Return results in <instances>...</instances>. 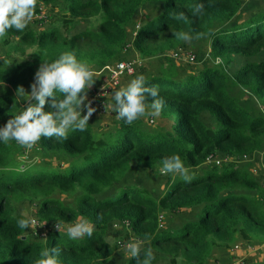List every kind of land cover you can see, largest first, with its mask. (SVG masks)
Instances as JSON below:
<instances>
[{
	"label": "trees",
	"instance_id": "obj_1",
	"mask_svg": "<svg viewBox=\"0 0 264 264\" xmlns=\"http://www.w3.org/2000/svg\"><path fill=\"white\" fill-rule=\"evenodd\" d=\"M36 1L45 6L59 2ZM63 1L68 8L59 25L9 29L0 36L10 51L29 56L8 63L0 55V123L22 111L17 88L30 87L41 64L61 53L72 52L94 73L123 61L128 27L147 6L132 41L138 55L147 60L166 55L183 43L175 34L189 32L208 41L209 58L194 71L178 70L166 59L158 73L145 77L144 87H155L158 93H145L146 103L162 102L155 117L165 126L143 125L149 108L132 124L116 115L113 128L104 134L97 135L88 124L65 138L41 137L42 165L22 164L15 141L0 143V264H35L45 249H57L60 264H120L111 260L114 248L106 240L112 222L127 224L138 240L148 243L126 264H141L146 249L169 264H208L215 245L263 239L264 194H253L261 191L258 179L241 168L206 161L216 154L251 156L264 148V6L243 15L241 0ZM77 18L95 19L98 27L77 30ZM245 93L255 100L253 110L239 101ZM88 96L89 89L85 103ZM114 105L116 113L119 105ZM44 111H50L48 103ZM205 115L213 125L202 120ZM172 154L181 157L187 180L178 174L169 177L158 197L129 182L134 168L160 170L163 158ZM65 158L73 161L66 169L53 167ZM57 193L75 195L74 205L63 204ZM30 200L39 201L37 216L49 226L43 240L16 224L24 218L15 212L16 205ZM192 212V218L161 227L163 216ZM83 219L93 225L91 236L73 240L56 228L57 223L72 225ZM252 264H264V259Z\"/></svg>",
	"mask_w": 264,
	"mask_h": 264
},
{
	"label": "rangeland",
	"instance_id": "obj_2",
	"mask_svg": "<svg viewBox=\"0 0 264 264\" xmlns=\"http://www.w3.org/2000/svg\"><path fill=\"white\" fill-rule=\"evenodd\" d=\"M241 1L243 3V15H246L249 9L264 6V0ZM67 8V3H65L63 0H59L58 3L53 4L51 6H45L43 4H39L36 1L33 19L26 26V29L42 30L53 25H59L62 21L63 14L65 13V11H67ZM147 10H149L148 6L146 8L140 9L138 15L128 27L129 39L127 45L123 50V54L120 60L137 59L139 65L134 75L127 77L123 76L121 78L120 85L128 84V82L134 79L138 74H143L146 77L150 73H158L160 71V67L165 63L166 59H171L178 70L188 69V71H194L199 69L203 62L205 63L206 60L209 58L210 45L208 41L198 39L189 32L186 33L189 35L190 39L188 41H183V43L179 45V48L166 53V55L158 56L148 60L138 55L132 46V41L137 30L140 18ZM76 21L77 22L75 23V27L77 30L96 29L98 27V21L95 19L88 20L83 18H77ZM31 52L32 51H28V55ZM175 52L180 53V58H174L172 56ZM0 55H3L8 60V63H12L15 61H23L29 58V56L21 57L18 54H15L13 50L10 51V48L4 46L1 41ZM216 64H219V62H217ZM216 64L215 66H217ZM103 72L104 70L102 69L94 74L93 85L89 88L88 97H90V95L100 87L102 89L103 82L106 84V74L105 77H103ZM119 88L120 86L114 90H111L108 94H104L103 92L98 91L93 95L92 100L94 101H97L99 97H107L105 113L102 114V110L100 113V105L94 104L93 109H95V111L89 118L88 124L93 127L97 135L109 132L117 121L114 105L115 100L113 95L115 91H117ZM24 90L26 94H29L31 88L26 87L24 88ZM2 92H4V88L0 85V93ZM238 98L239 101L243 103V105H245L249 109H254L256 105L255 100L251 98L248 93H245L244 96L239 95ZM27 100V96H23L20 98L22 108H24L26 104L29 103L26 102ZM97 109H99V111ZM150 113L151 112H148L143 117V125L147 129H152V127L158 128L159 126L167 125L165 121L156 118ZM83 114L84 113L82 112V115ZM202 120L206 124L213 125L212 119L206 115L202 117ZM4 124L6 123L1 122L0 127H2ZM38 142L31 149H25L24 147L20 146V161H22V164H46L45 160L42 159L43 156L40 153ZM212 160L213 161L211 163H206V165L217 167L234 166L247 171L250 175L258 179L261 184V191L253 192V194H264V148L251 156L228 157L216 154L212 157ZM72 162L73 161H70V159L65 158L60 162H53V167L66 169L70 164H72ZM169 177H173V175L170 173H161L160 170H150L144 172L137 168H134L130 174L129 182L131 184H134L136 182L138 184H141L143 187L148 188L153 193V195H157L156 197H158L163 193ZM75 197V195H67L63 193H57L55 195V198H58L63 204L69 206L74 205ZM38 203V200L25 201L22 204L16 205L15 212L19 215H21L22 211L28 212V214L35 220V223L31 227H29V236L34 239L43 240L47 237L49 226L45 223H42L37 216ZM192 216L193 212L186 214H175L173 216H163L160 220V224L161 227H165L167 224L177 225L181 219H189L192 218ZM69 226L71 225L63 224L62 229L66 230ZM106 240L114 248V255L112 256L111 260H114L116 263L120 264H126L130 260L131 256L128 253L127 248L125 247L128 242H138L140 244V248H145L146 246H148V243L138 240L134 236L133 232L130 230L127 224L119 222H112L107 226ZM263 259L264 238H253L249 241L237 239V241L230 244L229 246H213L210 256L208 257V264H252L253 262L261 261ZM150 264H169V262L166 261L164 257L159 255V253H157L156 251H152V258Z\"/></svg>",
	"mask_w": 264,
	"mask_h": 264
},
{
	"label": "clouds",
	"instance_id": "obj_3",
	"mask_svg": "<svg viewBox=\"0 0 264 264\" xmlns=\"http://www.w3.org/2000/svg\"><path fill=\"white\" fill-rule=\"evenodd\" d=\"M35 5L36 0H0V36H4L9 29L16 31L25 29L33 19ZM175 36L178 40L190 39L184 32H178ZM94 74L93 69L87 63L78 60L72 52H63L52 62L42 63L34 75L30 93L26 94L23 87L17 88V98L27 96L26 102L29 103L19 114L14 115L0 127V143L15 141L25 149H31L41 137L61 139L65 138L70 130L83 131L95 111L90 107V102L85 103L87 90L93 85ZM145 83V76L138 74L125 87L114 93V100L119 105L116 115L127 124H132L144 116L149 108L152 110L151 115L160 114L162 108L160 100L155 99L150 104L146 103L145 93L152 97H157L158 93L155 87H144ZM46 103L50 111H44ZM160 172L170 173L173 177L178 174L183 179H188L187 168L178 154L164 157ZM21 216L24 218L16 221L19 228L26 229L35 223L28 212L22 211ZM56 228L61 230V223H57ZM66 231L68 237L75 240L85 235L91 236L93 225L87 219H83L67 227ZM125 247L131 257H138L140 252L138 242L130 241ZM57 252V249L43 250L35 264H60ZM151 258V249H146L141 264H149Z\"/></svg>",
	"mask_w": 264,
	"mask_h": 264
},
{
	"label": "built area",
	"instance_id": "obj_4",
	"mask_svg": "<svg viewBox=\"0 0 264 264\" xmlns=\"http://www.w3.org/2000/svg\"><path fill=\"white\" fill-rule=\"evenodd\" d=\"M174 58H180V53L175 52L172 55ZM194 58V57H192ZM139 63L137 59H130V60H123L118 62L115 66H110V67H106L104 70V73L106 74V84L103 82L102 84V89L101 87L99 89H97L96 91H94L89 99L88 102H90V107L93 108L94 104H98L100 105L101 109L99 111V109H97L100 113L102 110V114L105 113L106 111V99L107 97H99V99L97 101L92 100L93 95L98 92L101 91L104 94H108L111 90L116 89L117 87L120 86V80L123 76H131L134 75L137 67H138ZM105 74L103 77H105ZM87 102V103H88ZM212 157H209L206 161V163H211Z\"/></svg>",
	"mask_w": 264,
	"mask_h": 264
},
{
	"label": "crops",
	"instance_id": "obj_5",
	"mask_svg": "<svg viewBox=\"0 0 264 264\" xmlns=\"http://www.w3.org/2000/svg\"><path fill=\"white\" fill-rule=\"evenodd\" d=\"M103 76H104V72H103ZM114 96V95H113Z\"/></svg>",
	"mask_w": 264,
	"mask_h": 264
}]
</instances>
